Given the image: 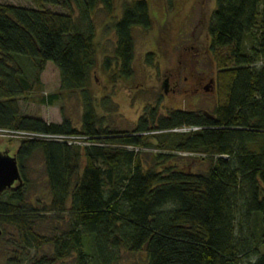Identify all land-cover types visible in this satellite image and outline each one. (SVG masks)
I'll return each mask as SVG.
<instances>
[{
  "label": "trees",
  "instance_id": "obj_1",
  "mask_svg": "<svg viewBox=\"0 0 264 264\" xmlns=\"http://www.w3.org/2000/svg\"><path fill=\"white\" fill-rule=\"evenodd\" d=\"M24 1L35 7L0 3V130L91 143L23 139L15 151L22 183L3 192L0 226L14 227L26 247H53L34 264H119L124 253H145V264H264V0H216L210 35L218 105L212 119L182 110L158 118L151 109L124 136L104 128L90 91L98 66L94 15L104 9L117 37L115 56L104 64L116 83L134 76L135 29H153L148 1L132 2L119 18L116 0ZM47 63L59 69L62 91L81 92V129L66 117L48 123L22 112L21 98L41 86ZM57 98L42 103L54 105ZM149 149H156L158 165L179 154L211 164L202 173L157 170L143 161ZM38 153L50 201L36 206L26 164ZM48 215L59 221L67 215V229L39 234L36 221Z\"/></svg>",
  "mask_w": 264,
  "mask_h": 264
},
{
  "label": "rangeland",
  "instance_id": "obj_2",
  "mask_svg": "<svg viewBox=\"0 0 264 264\" xmlns=\"http://www.w3.org/2000/svg\"><path fill=\"white\" fill-rule=\"evenodd\" d=\"M134 1L136 0H116L118 18L122 15L124 8ZM147 1L151 8L154 26L151 31L140 28L134 31L136 44L133 63L134 76L128 80L120 78L116 83H113L111 74L104 69L106 60H113L115 56L117 37L104 9H99L94 15L98 44V66L92 74L90 91L98 99V112L103 119L104 128L109 130L129 133L136 130L141 116L149 113L152 105L155 104V100L160 97V94H164L162 82L158 79L159 70L172 69L176 65L178 53L181 54L179 60H181L183 67L195 66L200 72H204V75L212 78L217 75L218 68L215 57L206 52L209 46V31L216 9V0H207L203 26L193 39H191V35L182 38L179 33L182 26L187 23L185 17L194 0H185L187 3L182 0L181 6L185 5V7L180 14L172 13L165 0ZM0 3L35 7L33 3L24 0H0ZM48 8L56 12L68 13L59 7L48 6ZM169 21L174 26L169 32L170 55L164 58L157 55L150 63L146 55L148 52L157 49L160 44V37L163 35V29L164 31L167 29ZM251 46V43L247 44V53L250 52ZM197 50L202 51L201 56H198ZM25 65L29 69L28 73L32 75L35 69L27 61H25ZM256 65L260 66L261 64L257 63ZM40 80L41 86L38 89L21 98L22 112L25 115L43 119L48 123L61 124L63 118L66 117L81 129L84 111L81 92L61 90L60 72L53 63L46 64L40 75ZM49 95L58 97L54 105L42 103V98ZM104 98L107 99L106 102H103ZM216 105V97H209L205 93L193 98L178 97L177 100L166 97L163 104L159 106V112L164 115L178 109L213 114ZM161 139L165 142L163 139L168 138L163 136ZM20 141L18 139L13 140L8 135L0 136V151L9 156H14ZM78 143L81 146L91 145L82 138H79ZM153 144L160 145L154 140ZM165 144L168 143L165 142ZM156 152V149L145 150L142 153V158L146 165L149 167L156 166L157 170L174 166L178 169L202 173L206 172L211 164L209 160H203L198 156L179 154L171 162L166 163L168 165L165 163L158 165L157 159L154 158ZM26 166L27 175L31 181L30 202L36 206L39 202H49L50 192L41 154H36L27 162ZM45 217L47 218L44 221L37 220L34 226V230L41 235L53 236L68 227L67 215L64 220L60 221L52 215ZM52 254L53 247L51 245H45L40 249L26 247L20 243L18 231L14 227L0 226V264H34L41 257L46 255L50 257ZM73 261V259H69L66 263L72 264ZM146 261L145 253L136 255L124 253L119 264H145Z\"/></svg>",
  "mask_w": 264,
  "mask_h": 264
},
{
  "label": "flooded vegetation",
  "instance_id": "obj_3",
  "mask_svg": "<svg viewBox=\"0 0 264 264\" xmlns=\"http://www.w3.org/2000/svg\"><path fill=\"white\" fill-rule=\"evenodd\" d=\"M165 1L170 6L172 13L177 12L176 14H180L185 7V5L181 6L180 2L182 0H165ZM184 3H187V2H185L184 0ZM206 4H207V0H194V2L191 5L190 10L188 11L185 17V20L187 23L182 26L181 31L179 33L182 38L186 36L188 37L190 35H191V39L196 37L198 30L203 26V21H204L203 18L205 17ZM167 14L169 15L168 11H167ZM173 27L174 26L172 22L169 21L167 24V29L165 31L163 29V35L160 37V44L158 45L157 49L148 52L146 57H148V55H153L154 56L153 58H155L158 55L160 58L161 57L164 58L170 55L169 32L172 31ZM206 52L213 54L211 51L210 31H209V46ZM197 53H198V56L202 55L201 50L200 51L197 50ZM179 54L180 53H178L177 55L178 59L175 61L176 65L172 69L165 70V71H162L161 69L159 70L158 79L161 80L162 82L164 94H160V97H158L157 100H155V104H153L152 105L153 107H151V109L154 112H156L158 118L168 115V113L162 115L159 112V106L163 104V100L166 97H170L173 100H177L178 97L193 98L196 96L198 97L202 96L205 93L209 97H216V101L218 105V90H217V82H216L217 75L215 78H212L210 76L204 75V72H200L195 66L183 67L181 60H179V58H181V54L180 55ZM125 80H128V79H125ZM182 111H185V110H182ZM187 112H195V111H187ZM196 113H201V112H196ZM149 115L150 114L145 113L143 116H141V118L139 119V122L142 118H148ZM202 115H205L211 119L214 117V113L209 114L205 112V113H202ZM139 122H138L137 128L139 126ZM121 133H124L122 134L124 136L125 134L129 135L131 132L130 133L121 132ZM155 133L157 134L159 132H155Z\"/></svg>",
  "mask_w": 264,
  "mask_h": 264
},
{
  "label": "water",
  "instance_id": "obj_4",
  "mask_svg": "<svg viewBox=\"0 0 264 264\" xmlns=\"http://www.w3.org/2000/svg\"><path fill=\"white\" fill-rule=\"evenodd\" d=\"M22 183V176L15 156L0 151V200L3 192Z\"/></svg>",
  "mask_w": 264,
  "mask_h": 264
},
{
  "label": "built area",
  "instance_id": "obj_5",
  "mask_svg": "<svg viewBox=\"0 0 264 264\" xmlns=\"http://www.w3.org/2000/svg\"><path fill=\"white\" fill-rule=\"evenodd\" d=\"M179 131V130H178ZM11 138H15L18 140L23 139H34V138H44L45 136L39 135V134H30V133H24V132H17V131H9V130H0V136H7ZM45 138L50 139H60V140H68L71 144H79V138L81 137H70V138H64V137H53V136H47Z\"/></svg>",
  "mask_w": 264,
  "mask_h": 264
}]
</instances>
